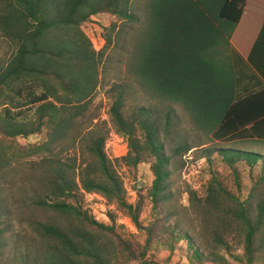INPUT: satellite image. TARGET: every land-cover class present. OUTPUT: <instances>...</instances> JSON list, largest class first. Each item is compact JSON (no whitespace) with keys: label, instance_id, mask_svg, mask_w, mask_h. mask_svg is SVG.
<instances>
[{"label":"trees","instance_id":"obj_1","mask_svg":"<svg viewBox=\"0 0 264 264\" xmlns=\"http://www.w3.org/2000/svg\"><path fill=\"white\" fill-rule=\"evenodd\" d=\"M133 2L0 0V35L13 46L10 57L0 65V177L21 159L41 157L51 166L46 178L51 202L39 203L59 213L65 222L33 223L46 245L34 264H120V258L123 264L135 259L142 260L139 264H161L146 259L154 241L173 254L183 239L188 240L190 264H227L219 254L221 249L231 250L225 233L215 231L212 242L197 247L178 225H165L172 218L171 208L165 205L170 201L172 157L150 106L128 109L120 91L110 109L116 131L127 142L123 163L135 168L149 163L153 172L152 185L135 204L128 201L124 181L107 155L105 132L88 130L79 160L65 164L55 154L69 133L89 118L90 98L100 84V67L112 44L107 37L105 46L95 49L83 25L100 13L134 22ZM246 2L152 0L133 59L134 72L148 91L180 103L199 128L220 144L206 149L205 158L211 160L214 152L220 153L236 182L243 164L253 173L259 196L243 199L216 170L201 203L213 220L229 226L234 223L239 230L244 252L235 256L237 264H255L264 255V154L232 145L264 142V23L247 59L230 42ZM116 27L117 22L111 30ZM44 132L41 143L18 142ZM192 148L182 143L174 154ZM85 192L103 195L126 213L146 235L145 243L134 246L116 229L115 221L96 220L86 207ZM145 196L151 198L155 210V222L147 226L141 222ZM8 212L0 207V264H6L9 247ZM26 255V264H33Z\"/></svg>","mask_w":264,"mask_h":264},{"label":"rangeland","instance_id":"obj_2","mask_svg":"<svg viewBox=\"0 0 264 264\" xmlns=\"http://www.w3.org/2000/svg\"><path fill=\"white\" fill-rule=\"evenodd\" d=\"M151 1L134 0L133 8L136 14L134 22L120 21L113 14L100 13L83 25V30L91 39L95 49H102L107 42V37L112 38V44L108 47L100 67V84L95 94L90 98L89 118H86L69 133L63 145L56 149L55 154L65 164L79 160L82 151L85 150L88 130L105 132L107 134L105 147L107 155L124 181L128 201L135 204L139 201L140 193L143 192L146 195V188L152 185L153 172L149 163H142L138 168L123 163L122 156L126 152L127 142L116 131L110 117V109L114 97L120 91L124 92L128 109H133L138 105L150 106L154 111L155 119L160 124L162 141L168 154L172 157L169 180L170 201L165 204L166 207L171 208L172 218L171 223L165 225L168 228L178 225L183 233H188L197 247L212 242L213 232L225 233L226 239L231 243V250L227 252L221 249L219 254L225 257L227 264H237L235 256H242L244 252L240 245L239 230L234 223L229 226L224 222L218 223L213 220L204 211L201 203L206 196V188L210 182L211 174L216 170L218 176L243 199L248 198L251 194L257 197L260 192L255 189L253 173L246 169L244 164L240 166L241 177L239 182H236L235 175L224 163L220 153L214 152L211 160L205 158L206 149H212L220 144L212 141L199 128L180 103L148 91L141 84L138 75L135 74L133 69L135 45L140 31L143 30L146 23V15ZM248 18H250V11L247 20ZM259 21H261V15L251 25L257 26ZM115 22H117V27L115 31H112L111 27ZM243 24L249 25L245 22ZM243 29L244 27L241 26L240 31ZM251 30L244 35V40L240 41L241 48L249 46L251 40L254 39L256 28L253 27ZM232 43L231 45H233ZM12 51L13 46L10 42L0 35V65L10 57ZM28 114L32 116V112ZM45 138L44 132L29 139L19 138L18 142L20 145L35 144L41 143ZM182 143H188L194 148L181 155L174 154L176 147ZM237 146L248 150H257L264 154V145L259 142ZM50 167L41 157H26L15 162L6 175L0 177V205L5 206V210L10 214L7 224L10 226L11 233L8 234L9 247L5 256L6 264H26V254L29 255V260L33 264L34 261L42 258L46 245L43 244L39 234L33 228L35 221L46 224L65 223L59 213L39 203L44 199L51 202L46 184ZM86 207L93 215L103 219H106L103 214H108L109 221L107 220V223L115 221L116 229L125 237L130 238L134 246L145 243L146 235L139 230L126 213L110 204L103 195L99 199L88 197ZM111 214L114 215V220ZM154 218L153 202L150 197L145 196L141 222L147 226L155 222ZM122 225H124L123 228ZM261 242L264 243V235L261 236ZM160 244L159 240L154 241V247L148 252L146 259H154L161 264H190V259L187 256V239L179 242L178 249L173 254L161 247ZM119 261L120 264L125 262L124 258H120ZM140 262L142 263V260L135 259L126 264H139ZM255 264H264V255Z\"/></svg>","mask_w":264,"mask_h":264},{"label":"crops","instance_id":"obj_3","mask_svg":"<svg viewBox=\"0 0 264 264\" xmlns=\"http://www.w3.org/2000/svg\"><path fill=\"white\" fill-rule=\"evenodd\" d=\"M250 11V18H248L247 20V16H248V12ZM256 15H261V21L258 22L257 26H253L251 24L254 23V20L258 18V16ZM249 23V25H244L243 23ZM264 23V0H258V1H249L247 0L246 5H245V9L242 15V18L239 22V24L236 27V30L234 31L232 37H231V42H233L232 46L241 54V56L244 59H247L249 57V54L251 52V49L254 46V43L256 41V39L259 36V33L262 29ZM243 26L244 29L243 31H240V27ZM255 27L256 28V34L253 40H251L252 42H250L249 46H247L246 48H241L240 46V41L244 40V35H246L248 32H251L252 28ZM251 38V37H250ZM235 41V43H234ZM250 127V126H248ZM250 142H259L262 143L264 145V142H261L259 140H249L247 142H237V143H232V145H247ZM231 145V144H230ZM241 147V146H240ZM244 149V148H243Z\"/></svg>","mask_w":264,"mask_h":264},{"label":"built area","instance_id":"obj_4","mask_svg":"<svg viewBox=\"0 0 264 264\" xmlns=\"http://www.w3.org/2000/svg\"><path fill=\"white\" fill-rule=\"evenodd\" d=\"M85 195H86V199L88 198V197H90V198H92V199H94V198H100V196H102L101 194H98V193H88V192H85ZM110 207H111V205H109ZM103 216H105L106 217V219H103V218H100V217H97L96 215H94V217L96 218V220H98V221H103V222H108L109 221V215L108 214H106V213H104L103 214ZM108 220V221H107Z\"/></svg>","mask_w":264,"mask_h":264}]
</instances>
